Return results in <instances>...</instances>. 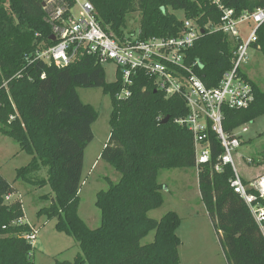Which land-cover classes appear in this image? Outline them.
Listing matches in <instances>:
<instances>
[{
  "label": "trees",
  "instance_id": "1",
  "mask_svg": "<svg viewBox=\"0 0 264 264\" xmlns=\"http://www.w3.org/2000/svg\"><path fill=\"white\" fill-rule=\"evenodd\" d=\"M89 1L104 29L119 40L134 33L128 31V22L135 12L141 14L140 39L177 36L185 18L196 19L202 27L220 22V12L210 0ZM222 1L238 14L264 7V0ZM175 11H182L184 18ZM51 34L41 0H0V133L32 156L17 169V179L52 189V196L44 195L51 199L50 205L39 214L56 218L57 230L74 237L81 248L73 260L56 259L54 264H182V240L177 233L180 216L169 211L155 219L149 212L165 201L161 170L196 168L193 134L176 123L188 114L186 102L181 96L167 98L142 72L135 76L131 95L118 98L123 88L120 75L108 82L104 65L90 54H80L61 68L27 63L25 56L37 45L53 44ZM257 36L254 47L264 56V23ZM237 45L221 31L205 30L189 50L187 62L197 63L196 72L208 87L217 86L233 66ZM248 79L255 101L248 108L225 109L224 128L229 133L264 114V90ZM79 86L100 87L111 97V132L101 158L121 173L117 183L110 182L107 190L97 193L101 225L95 229L79 215V192L97 111L82 102ZM166 117L169 120L163 122ZM210 139L212 162L200 166L199 190L227 262L264 264V229L231 187L232 167L215 171L223 148L215 134ZM42 168L48 169L47 176L35 178ZM249 191L259 195L253 187ZM15 192L13 184L0 174V264H35L34 246L25 238L31 226L24 221L23 203L20 199L6 201ZM258 200L264 206V198ZM152 231L154 240L141 244Z\"/></svg>",
  "mask_w": 264,
  "mask_h": 264
},
{
  "label": "built area",
  "instance_id": "2",
  "mask_svg": "<svg viewBox=\"0 0 264 264\" xmlns=\"http://www.w3.org/2000/svg\"><path fill=\"white\" fill-rule=\"evenodd\" d=\"M41 1L47 20L52 25L50 40L53 44L40 43L25 56V61L29 64L44 62L61 68L80 54H90L103 65H116V74L120 75L123 83L118 98L131 95L135 76L140 72L152 78L157 89L164 92L167 98L181 96L188 107V114L177 118L176 123L193 134L198 172L201 165L212 162L210 135L215 134L223 148V153L214 164L215 171H222L226 165L232 167L234 177L230 180L231 187L245 200L257 223L264 229V206L258 200V197L264 198V176L252 186L259 195L250 192L235 162V154L244 141L243 134L248 132L247 124L232 133L224 128L226 108H248L255 101L252 84L241 67L247 60L250 46L258 40L257 32L264 23V7L238 14L222 0H210L220 12L219 23L209 22L202 27L196 19L185 18L183 30L177 36L140 39L139 32H134L119 40L101 25L89 0ZM244 25L249 28H242ZM202 30L221 31L238 44L232 68L214 87H208L198 75L197 63L187 62L188 52ZM30 226L31 231L25 234V238L35 246L38 230L35 225Z\"/></svg>",
  "mask_w": 264,
  "mask_h": 264
},
{
  "label": "rangeland",
  "instance_id": "3",
  "mask_svg": "<svg viewBox=\"0 0 264 264\" xmlns=\"http://www.w3.org/2000/svg\"><path fill=\"white\" fill-rule=\"evenodd\" d=\"M184 18L182 11L174 12ZM139 12L133 13L128 22V31L139 32ZM242 28L248 29V25ZM106 79L113 82L117 78L116 65L104 64ZM241 69L264 90V56L262 52L250 46L247 60ZM83 103L91 105L97 111L92 125L94 139L86 148L82 185L79 192V215L86 224L95 229L101 225V211L96 205L97 193L107 190L110 182L117 183L121 173L114 165L101 158V152L110 137V115L112 100L100 87H77ZM248 132L243 134V144L235 154V162L241 176L248 181L249 187L264 176V114L247 123ZM32 156L20 149L13 138L0 133V174L16 188L11 200L20 199L25 212L24 221L35 225L38 233L34 241L33 260L35 264H54L55 260H73L81 252L77 240L57 230L56 218L49 219L40 215L41 208L47 207L51 199L44 195H53L49 185L39 187L23 179H17V169L27 165ZM47 168H42L34 177L47 176ZM195 167L163 169L159 172V182L163 185L164 204L149 212V216L161 219L169 211H175L181 218L177 230L182 240L179 252L182 264H228L220 243L219 234L213 226L201 199ZM6 198V201H11ZM155 232L141 240L147 244L154 240Z\"/></svg>",
  "mask_w": 264,
  "mask_h": 264
},
{
  "label": "water",
  "instance_id": "4",
  "mask_svg": "<svg viewBox=\"0 0 264 264\" xmlns=\"http://www.w3.org/2000/svg\"><path fill=\"white\" fill-rule=\"evenodd\" d=\"M44 5V4H43ZM204 31L202 30V33H203ZM52 40H55V37H52ZM169 120V117H166L165 119H164V121L163 122H167Z\"/></svg>",
  "mask_w": 264,
  "mask_h": 264
},
{
  "label": "crops",
  "instance_id": "5",
  "mask_svg": "<svg viewBox=\"0 0 264 264\" xmlns=\"http://www.w3.org/2000/svg\"><path fill=\"white\" fill-rule=\"evenodd\" d=\"M85 152H86V151H85ZM84 158H85V155H84ZM13 195H14V194H12V195L9 196V199H10V200L13 198Z\"/></svg>",
  "mask_w": 264,
  "mask_h": 264
}]
</instances>
